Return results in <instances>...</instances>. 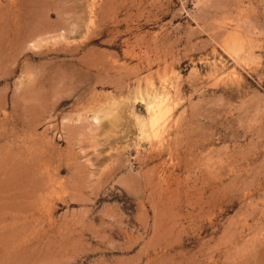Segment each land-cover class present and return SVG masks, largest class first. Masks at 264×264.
I'll use <instances>...</instances> for the list:
<instances>
[{
  "label": "rangeland",
  "instance_id": "obj_1",
  "mask_svg": "<svg viewBox=\"0 0 264 264\" xmlns=\"http://www.w3.org/2000/svg\"><path fill=\"white\" fill-rule=\"evenodd\" d=\"M0 200V264H264V0H0Z\"/></svg>",
  "mask_w": 264,
  "mask_h": 264
},
{
  "label": "bare ground",
  "instance_id": "obj_2",
  "mask_svg": "<svg viewBox=\"0 0 264 264\" xmlns=\"http://www.w3.org/2000/svg\"><path fill=\"white\" fill-rule=\"evenodd\" d=\"M229 35H230V34H229ZM231 39L233 40L232 37H231ZM231 39H230V40H231ZM235 39H236V38H235ZM228 42H229V41H228ZM168 94H169V93H168ZM161 102H162V101H161ZM159 105H160V104H159ZM147 106H148V105H147ZM148 108H149V107H148ZM159 110H160V109H159ZM163 111H164V110H163ZM154 118H156V117H154ZM154 120H156V119H154ZM154 125H156V124H154ZM156 131H157V130H156ZM24 146H25V145H24ZM18 148H19V147H18ZM20 149H21V148H20ZM21 158H22V156H21ZM27 158H28V157H27ZM18 160H19V159H18ZM21 160H22V159H21ZM31 160H32V158H31ZM26 161H27V160H26ZM22 162H23V160H22ZM16 163H17V162H16ZM26 163L28 164V162H26ZM24 164H25V163H24ZM24 164H23V165H24ZM30 164H31V163H30ZM35 164H36V163H35ZM46 164H47V163H46ZM18 165H19V164H18ZM23 165H22V166H23ZM25 165H26V164H25ZM42 165H43V163H42ZM28 166H29V165H28ZM26 167H27V165H26ZM40 167H41V166H40ZM43 167H44V165H43ZM43 167H42V168H43ZM18 169H19V168H18ZM40 169H41V168H40ZM34 171H35V170H34ZM14 173H15V172H14ZM14 173H13V174H14ZM23 173H24V172H23ZM37 173H38V172H37ZM42 173H43V172H42ZM17 174H18V172H17ZM27 174H28V173H27ZM18 175H19V174H18ZM25 175H26V174H25ZM39 175H40V174H39ZM28 176H29V175H28ZM34 176H35V175H34ZM45 176H46V175H45ZM51 177H52V176H51ZM10 178H11V177H10ZM12 178H14V177H12ZM21 178H22V177H21ZM34 178H35V177H34ZM40 178H41V180H42V177H40ZM40 178H39L38 180H40ZM7 179H8V178H7ZM25 179L27 180V177H26ZM43 179H44V178H43ZM51 179H52V178H51ZM26 180H25V181H26ZM34 180H35V179H34ZM45 180H46V179H45ZM52 180H53V179H52ZM15 181H16V180H15ZM19 181H20V180H19ZM42 181H44V180H42ZM6 182H7V181H6ZM16 182H18V180H17ZM20 182H21V181H20ZM39 182H40V181H38V183H39ZM36 183H37V182H36ZM38 183H37V184H38ZM44 183H45V182H44ZM47 183H48V181H47ZM13 184H15V182H14ZM37 184H36L35 186H37ZM41 184H42V182H41ZM22 185H23V184H22ZM22 185H21V186H22ZM30 185H31V184H30ZM32 185L34 186V184H32ZM38 185H39V184H38ZM50 185H51V184H50ZM10 186H11V185H10ZM12 186H13V185H12ZM35 186H34V187H35ZM45 186H47V185H45ZM19 187H20V186H19ZM34 187H33V188H34ZM51 187H52V185H51ZM2 188H3V187H2ZM6 188H7V187H6ZM23 188H26V186L23 187ZM27 188H28V187H27ZM35 188H36V187H35ZM49 188H50V187H49ZM4 189H5V188H4ZM13 189H14V188H13ZM16 189H17V188H16ZM37 189H38V188H37ZM44 189H45V188H44ZM32 190H33V189H32ZM41 190H42V188H41ZM12 191H13V190H12ZM22 191H23V190H22ZM39 191H40V190H39ZM5 192H6V191H5ZM18 192H19V191H18ZM24 192H25V190H24ZM32 192H34V190H33ZM37 192H38V191H37ZM4 194H5V193H4ZM8 194H9V193H8ZM13 194H14V193H13ZM13 194H12V195H13ZM35 194H36V193H35ZM47 194H48V193H47ZM29 195H30V194H29ZM29 195H28V196H29ZM13 196H14V195H13ZM21 198H22V197H21ZM33 198H35V197H33ZM44 198H45V197H44ZM12 199H13V197H12ZM25 199H26V198H25ZM18 200H19V199H18ZM23 200H24V198H23ZM45 200H46V199H45ZM0 201H1V200H0ZM2 201H3V200H2ZM11 201H12V200H11ZM27 201H28V200H27ZM17 202H18V201H17ZM4 203H5V201H4ZM35 203H36V202H35ZM49 203H50V201H49ZM26 204H27V203H26ZM42 204H43V203H42ZM29 205H30V204H29ZM46 205H47V204H46ZM33 206H34V205H33ZM37 206H38V205H37ZM23 207H24V206H23ZM34 207H35V206H34ZM39 207H40V206H39ZM2 208H3V207H2ZM9 208H10V207H9ZM9 208H8V209H9ZM18 208H19V207H18ZM8 209H7V210H8ZM33 209H35V208H33ZM36 209H37V208H36ZM42 209H43V208H42ZM47 210H48V209H47ZM21 212H22V211H21ZM39 212H40V211H39ZM5 214H6V213H5ZM30 214H31V212H30ZM47 214H48V213H47ZM23 215H24V214H23ZM26 215H27V214H26ZM41 215H42V214H41ZM13 217H14V216H13ZM47 217H48V216H47ZM39 218H40V217H39ZM33 220H34V219H33ZM43 220H45V219H43ZM1 222H2V221H1ZM1 222H0V224H1ZM10 222H11V221H10ZM38 224H39V223H38ZM50 225H51V224H50ZM37 226H38V225H37ZM41 226H42V225H41ZM52 229H53V228H52ZM35 230H36V229H35ZM45 232H46V231H45ZM49 232H50V231H49ZM31 235H32V234H31ZM52 236H53V235H52ZM46 237H47V236H46ZM262 237H263V236H262ZM29 238H30V237H29ZM44 238H45V237H44ZM39 239H40V238H39ZM49 239H50V238H49ZM44 240H45V239H44ZM48 241H49V240H48ZM19 243H20V242H19ZM34 243H35V242H34ZM43 243H44V242H43ZM5 244H6V243H5ZM48 245H49V244H48ZM27 246H28V245H27ZM40 246H42V245L40 244ZM45 246H46V244H45ZM45 246H44V247H45ZM6 248H7V247H6ZM27 248H28V247H27ZM30 248H31V247H30ZM39 248H40V247H39ZM3 249H4V248H3ZM10 249H11V248H10ZM13 251H14V248H13ZM3 252H4V251H3ZM44 253H45V252H44ZM44 253H43V254H44ZM22 254H23V252H22ZM7 255H8V254H7ZM36 255H37V254H36ZM43 256H44V255H43ZM33 257H34V256H33ZM37 257H38V256H37ZM25 259H26V258H25ZM32 260H33V259H32ZM37 262H38V261H37ZM16 263H17V260H16ZM19 263H20V262H19ZM34 263H35V262H34ZM41 263H42V262H41Z\"/></svg>",
  "mask_w": 264,
  "mask_h": 264
}]
</instances>
